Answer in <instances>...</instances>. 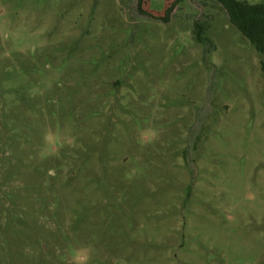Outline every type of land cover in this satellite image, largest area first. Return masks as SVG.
<instances>
[{
	"label": "rangeland",
	"instance_id": "obj_1",
	"mask_svg": "<svg viewBox=\"0 0 264 264\" xmlns=\"http://www.w3.org/2000/svg\"><path fill=\"white\" fill-rule=\"evenodd\" d=\"M0 264H264V23L0 0Z\"/></svg>",
	"mask_w": 264,
	"mask_h": 264
},
{
	"label": "trees",
	"instance_id": "obj_2",
	"mask_svg": "<svg viewBox=\"0 0 264 264\" xmlns=\"http://www.w3.org/2000/svg\"><path fill=\"white\" fill-rule=\"evenodd\" d=\"M225 5L231 8L237 17L239 23L249 22L264 23V4H252L246 0H221Z\"/></svg>",
	"mask_w": 264,
	"mask_h": 264
}]
</instances>
